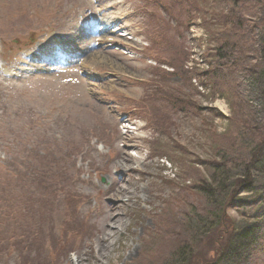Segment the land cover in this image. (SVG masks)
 I'll return each instance as SVG.
<instances>
[{
	"label": "rangeland",
	"instance_id": "374dc122",
	"mask_svg": "<svg viewBox=\"0 0 264 264\" xmlns=\"http://www.w3.org/2000/svg\"><path fill=\"white\" fill-rule=\"evenodd\" d=\"M233 3L248 7L242 29L256 25L244 34L256 62L264 0H0V264H187L181 243L188 264H216L233 222L256 230L264 151L252 159L256 139L242 134L239 113L196 77ZM262 83L239 118L264 134ZM231 138L254 160L251 183L206 204L193 180L209 178L201 163ZM125 146L142 175L121 161ZM118 185L132 193L121 197L123 227L114 233L112 221L99 244L97 216ZM244 252L236 263L264 264V241Z\"/></svg>",
	"mask_w": 264,
	"mask_h": 264
},
{
	"label": "trees",
	"instance_id": "16d2710c",
	"mask_svg": "<svg viewBox=\"0 0 264 264\" xmlns=\"http://www.w3.org/2000/svg\"><path fill=\"white\" fill-rule=\"evenodd\" d=\"M243 10L246 13L249 11L245 4L235 6V3H233V8L227 15L219 16V20H221L219 25H222L221 23L225 21V24L223 23L225 28L213 34V40L216 45L213 49L214 53L209 54L207 57L206 66L208 69L198 73L196 77L200 81L201 88L209 91L212 98L227 99L231 108H234L235 115L239 113L234 120H238L241 123L239 128L240 130L243 129L242 134L251 137L253 140L254 138L256 139V141L254 140L256 144L253 149L252 159H259L258 154L262 155L264 151V134L261 130L253 128L252 125L248 126V123H250L248 118L246 119L248 123L241 122L239 115L242 116V111H240L239 107L241 106L240 102L242 104L247 103L246 97L252 98V95L262 88L264 53L256 62L250 56L249 41L244 34H248L249 30L252 31V28L256 27V25L251 26L252 28L250 27V29L248 26L244 29L241 28L245 24H249V19H251L250 16L244 14ZM224 140L218 141L221 145L214 153L212 160L201 163L210 172L209 178L196 177L193 180L199 181L198 184H195L194 189L196 194L206 201V204L214 201L217 195L222 196L223 191H230L231 194L243 185L249 186L252 180V172L250 170L251 162L254 160L250 162L244 161L245 159L240 155L241 153L237 152L242 145L241 143L237 147L236 140H232V138L228 141L227 139ZM237 162L241 164L237 169H243V173L236 176L235 174L233 175L236 169L232 170L231 166L233 165L235 168ZM255 162L257 163L258 160ZM190 178L193 179V176ZM228 202L227 200L226 203ZM256 221V230L249 224L245 226L235 222L231 224L224 237V240L227 238V241L221 246L220 258L216 264H240L236 263V261L242 259L243 253H245L244 250L250 254L253 249L258 248V243L264 241V221ZM222 224V218L219 217L217 224H214L213 231L219 229ZM257 230L260 234L257 233ZM181 244L178 248V259L188 264L189 261L184 258H187L193 251L190 247L185 248L186 244Z\"/></svg>",
	"mask_w": 264,
	"mask_h": 264
},
{
	"label": "bare ground",
	"instance_id": "6f19581e",
	"mask_svg": "<svg viewBox=\"0 0 264 264\" xmlns=\"http://www.w3.org/2000/svg\"><path fill=\"white\" fill-rule=\"evenodd\" d=\"M114 20H116V19H114ZM108 23H110V22H107L105 24H108ZM109 33H110V28H105L104 31H103V34H105V35L101 37V40H99V42L103 43V42L107 41L108 40L107 35ZM95 56H98V55H95ZM127 146H125V148H123V150H121L119 152L120 156H121V161H123L124 166H126V168L129 170L128 172L133 173V174L137 173V174H141L142 175L143 172L141 170H139V168L130 167L133 164H137V160H135L134 158H132L130 155L127 154V150H128ZM121 182H123L122 174H120V176H118V184H121ZM109 191H110V188H108L107 193H109ZM114 196L116 197L117 201L115 199L113 200L112 198H110L109 196L106 195L107 200L104 201V203H106L107 207L104 208L102 210V212H100L98 214V216H97L100 219L101 218L102 219L105 218V222H106L105 226L101 229L102 233H103V229H104V233H103L102 237L97 241L99 244L105 243L112 236L111 234H109V235L106 234V232L111 227L110 223L112 221H114L113 222V226L116 229V231L114 233H118L122 229L123 222H122V219L118 215V212L121 211V208L124 207V205L121 203V197L122 196H127V197L128 196H132V193L129 192L128 188H125L123 186L119 187V185H118V190L115 192ZM72 264H79V260L78 259L77 260L72 259Z\"/></svg>",
	"mask_w": 264,
	"mask_h": 264
}]
</instances>
